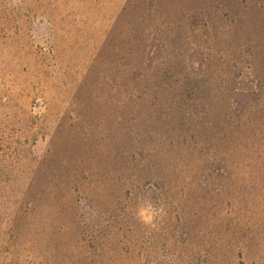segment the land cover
Here are the masks:
<instances>
[{"label": "rangeland", "instance_id": "rangeland-1", "mask_svg": "<svg viewBox=\"0 0 264 264\" xmlns=\"http://www.w3.org/2000/svg\"><path fill=\"white\" fill-rule=\"evenodd\" d=\"M0 264H264V0H0Z\"/></svg>", "mask_w": 264, "mask_h": 264}]
</instances>
